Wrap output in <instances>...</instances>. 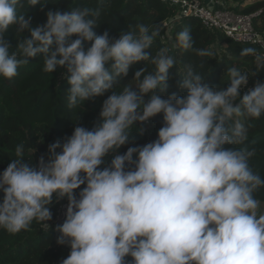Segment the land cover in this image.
Returning a JSON list of instances; mask_svg holds the SVG:
<instances>
[{
    "label": "clouds",
    "instance_id": "clouds-1",
    "mask_svg": "<svg viewBox=\"0 0 264 264\" xmlns=\"http://www.w3.org/2000/svg\"><path fill=\"white\" fill-rule=\"evenodd\" d=\"M37 4L43 9L48 0H0V77H16L29 58L43 54V72L65 69L70 109L112 94L100 122L91 130L76 126L63 143L49 144L47 161L41 156L32 166L23 160L24 145L15 147L0 173V229L14 235L34 220L48 229L43 222L52 219L55 194L68 200L55 229L57 244L71 249L61 264H127L128 256L130 264H264V214H257L254 196L264 179L249 163L256 150L239 147L248 140V121L264 114V82L241 97L249 75L235 66L226 69V88L210 86L188 68L178 84L186 93L164 98L176 60L168 48L146 51L159 35L154 25L137 23L118 38L97 35L102 10L85 6L50 10L46 23L32 27V17L18 9ZM13 27L18 36L29 33L14 48L6 39ZM173 47L208 55L194 47L188 27ZM239 55L254 57L257 71L264 69V53L255 47ZM141 61L153 70H137L135 86L117 92L120 78ZM158 114L157 139L117 153L133 126L143 132L137 124ZM110 153V164L101 167Z\"/></svg>",
    "mask_w": 264,
    "mask_h": 264
},
{
    "label": "trees",
    "instance_id": "trees-1",
    "mask_svg": "<svg viewBox=\"0 0 264 264\" xmlns=\"http://www.w3.org/2000/svg\"><path fill=\"white\" fill-rule=\"evenodd\" d=\"M207 5L220 3V8L229 9L240 15H252L261 12L254 18V28L264 34V0H202ZM93 7L102 10L98 21L99 26L94 29L97 35L109 32L111 38H118L123 32L129 30V26L137 23L154 25L159 29V35L154 39L152 46L146 51L155 55L160 48H168L174 56L176 64L170 69L168 88L162 94L164 98L175 92L178 96L184 95L186 90L178 88L182 76L188 68L199 72L207 79V83L213 87L228 86L226 69L235 66L242 73L249 75L248 83L240 89L241 97L249 89L254 87L257 81L264 82V69L257 71L254 57L239 55L243 48L255 47L251 44L236 43L226 37L221 31L210 30L197 18H185L176 23L169 31L160 32V24L173 20L179 14V8L161 2V0H48V4L41 9V5L27 6L18 9L32 17V27L42 26L46 23L48 11L59 10L61 12L74 7ZM185 27L191 29L194 38V47L208 52L206 56H198L192 51H184L174 48L177 34ZM161 35L167 36L163 40ZM29 36L25 31L21 36L17 35L16 28H10L6 33V39L14 48L23 38ZM76 37H73L75 39ZM91 42L85 43L84 47H90ZM14 50V49H13ZM146 67L152 71L154 66L148 62H138L130 67L128 75L120 78L116 91L119 92L125 84L135 86L137 81L132 80L137 70ZM43 68V54L29 58L27 65L18 68V75L12 79L0 77V173L15 158V147L24 145L23 160L32 166L38 164L41 156L47 161L48 145L60 141L64 142L66 137L72 135L76 126L91 130L100 122L99 113L103 101L107 99L112 91L106 92L104 96L95 97L84 102L77 108L68 107L67 92L70 85L67 83L63 68H57L53 73H45ZM255 73V75H253ZM158 91V90H157ZM150 97L146 96L147 102ZM239 103V99L234 102ZM45 108L52 113L44 112ZM49 110V111H50ZM79 117V119H78ZM243 122L241 117H234ZM251 125L248 130V140L239 147L255 149L256 154L250 159V166L264 179V114L259 119L248 121ZM163 126V114L150 118L147 122L137 124L138 132L133 126L129 135V142L121 146L118 154H123L129 147L143 146L157 139L158 130ZM226 148L236 147L225 145ZM57 152L60 149L56 150ZM112 153L105 158L101 167L110 164ZM135 159V156H134ZM86 185H81L75 193ZM255 198L260 201L259 209L264 210V186L255 193ZM3 193L0 192V200ZM66 197L59 200L55 194L49 205L52 219L43 223L33 221L27 230L17 234H9L0 229V264H61V261L69 255L71 249L65 245H58L56 238L59 235L55 231L58 225L56 215L61 204L67 203ZM130 264L132 258H125Z\"/></svg>",
    "mask_w": 264,
    "mask_h": 264
},
{
    "label": "built area",
    "instance_id": "built-area-1",
    "mask_svg": "<svg viewBox=\"0 0 264 264\" xmlns=\"http://www.w3.org/2000/svg\"><path fill=\"white\" fill-rule=\"evenodd\" d=\"M161 2L179 8V14L170 21L160 24V32L169 31L173 26L185 18H197L210 30L221 31L226 37L236 43L251 44L257 46L264 53V34L255 30L254 18L261 12L252 15H240L229 9L220 8L217 2L213 6L207 5L202 0H161ZM67 203L59 206L56 222L63 223L66 218Z\"/></svg>",
    "mask_w": 264,
    "mask_h": 264
},
{
    "label": "rangeland",
    "instance_id": "rangeland-1",
    "mask_svg": "<svg viewBox=\"0 0 264 264\" xmlns=\"http://www.w3.org/2000/svg\"><path fill=\"white\" fill-rule=\"evenodd\" d=\"M165 37L167 38V36H163V35H161V38L164 40L165 39ZM49 108H45L44 109V112H46V113H52V110H50ZM257 214L258 215H260V214H264V210L263 211H261L259 208L257 209Z\"/></svg>",
    "mask_w": 264,
    "mask_h": 264
}]
</instances>
